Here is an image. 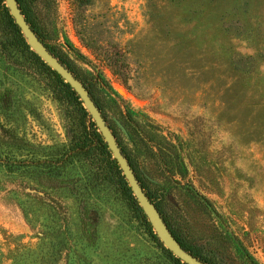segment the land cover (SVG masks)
I'll return each mask as SVG.
<instances>
[{"label": "rangeland", "instance_id": "374dc122", "mask_svg": "<svg viewBox=\"0 0 264 264\" xmlns=\"http://www.w3.org/2000/svg\"><path fill=\"white\" fill-rule=\"evenodd\" d=\"M37 6L75 68L104 78L105 113L156 178L172 219L215 264H264V0ZM21 66L0 56V124L24 140L23 156L57 158L68 141L64 107ZM181 160L187 173L169 174ZM89 172L83 158L33 179L0 167V264H169L114 188Z\"/></svg>", "mask_w": 264, "mask_h": 264}, {"label": "trees", "instance_id": "16d2710c", "mask_svg": "<svg viewBox=\"0 0 264 264\" xmlns=\"http://www.w3.org/2000/svg\"><path fill=\"white\" fill-rule=\"evenodd\" d=\"M18 7L29 26L30 31L35 38L40 42L45 49L55 56L72 74L84 85L89 93V96L94 101L102 117L106 121L110 130L114 134L116 141L130 165L134 178L137 181L143 195L154 208L159 219L164 225L165 229L171 238L182 249L189 252L191 255L202 261L204 264H215L212 252L205 250L204 246L199 245L193 240L189 234L188 227L180 222L172 219L169 213L165 210L162 197L159 194V186L155 181V177L147 171L139 167L134 159L131 157L130 152L122 146L116 131L113 129L112 124L115 120L108 118L105 113L103 104L97 95L98 89L104 87L105 80L101 74L93 77L91 74L84 73L77 70L74 61L66 55L58 45L52 42L50 33L40 16V11L43 8H38L49 5L38 4L37 0H16ZM0 56L6 60H10L14 65H23L22 69L30 71L35 70L39 76L44 77L43 80L47 81L46 85L54 94V99L64 107L65 117L68 118V127L66 129L67 144L65 150L60 153L57 158H38L33 152L28 151L24 156L17 152L23 150L24 140L18 138L13 130L6 129L0 124V167L4 168L8 174L21 173L33 179L34 174H47L57 172L58 168L64 166L74 159L83 158L87 160L90 167L91 179L95 185L106 183L114 188L122 201L130 208L132 215L136 221H139L148 236L158 244L164 252L169 264H185L179 259L175 258L171 252L165 249L162 243L154 233L150 223L144 215L141 207L128 180L123 175L118 163L113 158L112 153L104 142L98 128L93 122L88 111L85 109L83 102L75 91L64 82V80L52 70L44 61L30 48L27 44L24 35L20 28L15 23L13 17L9 14V10L5 5L4 0H0ZM105 58V56H104ZM21 59V62L19 61ZM80 61L88 65H92L87 58L79 56ZM107 67L110 69L116 79H120V72L115 66L108 62ZM144 153L149 152L151 157H154L156 164H158L159 153L152 151L149 141L144 138L141 140ZM28 145V144H27ZM178 172L168 173L171 175L180 174L181 176L187 173V166L181 160ZM48 171V172H47ZM204 210L210 212L204 204L200 203ZM48 254L41 256V261L45 260Z\"/></svg>", "mask_w": 264, "mask_h": 264}, {"label": "water", "instance_id": "95a60500", "mask_svg": "<svg viewBox=\"0 0 264 264\" xmlns=\"http://www.w3.org/2000/svg\"><path fill=\"white\" fill-rule=\"evenodd\" d=\"M5 5L9 10V14L15 20V23L20 28L27 44L30 48L46 63L52 70H54L63 80L67 83L79 96L80 100L83 102L85 109L88 111L91 116L93 122L95 123L98 131L104 139V142L107 144L108 149L112 153L113 158L118 163L123 175L128 180L129 185L132 189L133 195L137 199L139 206L141 207L144 215L146 216L148 222L150 223L154 233L156 234L159 241L162 243L163 247L167 249L171 254L179 259L181 262L185 264H204L202 261L191 255L189 252L182 249L175 241L171 238L161 220L159 219L157 213L154 208L149 204L145 196L143 195L137 181L134 178L132 169L128 164L127 159L123 155L116 138L106 121L102 117L100 111L95 105L94 101L89 96L88 91L68 68H66L55 56L49 53L45 47L38 42L35 36L29 29L16 0H4ZM154 212L160 223L162 224L168 239L164 237V235L160 232L158 224L152 215L150 209Z\"/></svg>", "mask_w": 264, "mask_h": 264}, {"label": "bare ground", "instance_id": "6f19581e", "mask_svg": "<svg viewBox=\"0 0 264 264\" xmlns=\"http://www.w3.org/2000/svg\"><path fill=\"white\" fill-rule=\"evenodd\" d=\"M149 209H150L151 213H153V215H154V218H155V220H156V222L158 224V227L160 229V232L164 235V237H166L168 239V236H167V234H166V232H165L162 224L160 223V221L158 220V218L156 217V215L154 214V212L152 211V209L151 208H149Z\"/></svg>", "mask_w": 264, "mask_h": 264}]
</instances>
